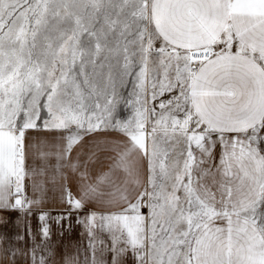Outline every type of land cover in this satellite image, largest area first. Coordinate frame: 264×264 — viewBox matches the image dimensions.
I'll return each mask as SVG.
<instances>
[{
    "label": "snow or ice",
    "instance_id": "obj_1",
    "mask_svg": "<svg viewBox=\"0 0 264 264\" xmlns=\"http://www.w3.org/2000/svg\"><path fill=\"white\" fill-rule=\"evenodd\" d=\"M51 220L59 264H264V0H0V264Z\"/></svg>",
    "mask_w": 264,
    "mask_h": 264
},
{
    "label": "rangeland",
    "instance_id": "obj_2",
    "mask_svg": "<svg viewBox=\"0 0 264 264\" xmlns=\"http://www.w3.org/2000/svg\"><path fill=\"white\" fill-rule=\"evenodd\" d=\"M126 94V92H125ZM128 113L121 109V116L126 117ZM62 210H48L51 214L52 217H56L59 215ZM74 227L72 232L68 233L66 232L63 236L59 235L60 229L59 226L55 223L54 220L50 221V227H51V234H52V239L55 245L57 246L58 249V255H57V264H59L60 256L63 255L65 252L68 254H72L76 248L77 245L83 243L87 244V239L83 235V229L81 226L76 225L75 222H73ZM33 229H37L38 227V221L33 218L32 221ZM111 254L106 255V259L110 261ZM82 259V257H81Z\"/></svg>",
    "mask_w": 264,
    "mask_h": 264
},
{
    "label": "crops",
    "instance_id": "obj_3",
    "mask_svg": "<svg viewBox=\"0 0 264 264\" xmlns=\"http://www.w3.org/2000/svg\"><path fill=\"white\" fill-rule=\"evenodd\" d=\"M103 136V134H101ZM108 138L113 140H122L124 139L123 136H121L119 133H108ZM55 161L53 160V163ZM43 208L48 210H62L65 208V205H63L60 202L59 193L58 192H49L48 199L45 201Z\"/></svg>",
    "mask_w": 264,
    "mask_h": 264
}]
</instances>
